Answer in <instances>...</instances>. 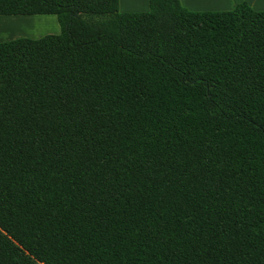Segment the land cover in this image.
<instances>
[{"label": "trees", "instance_id": "1", "mask_svg": "<svg viewBox=\"0 0 264 264\" xmlns=\"http://www.w3.org/2000/svg\"><path fill=\"white\" fill-rule=\"evenodd\" d=\"M0 264H264V10L0 0Z\"/></svg>", "mask_w": 264, "mask_h": 264}, {"label": "rangeland", "instance_id": "2", "mask_svg": "<svg viewBox=\"0 0 264 264\" xmlns=\"http://www.w3.org/2000/svg\"><path fill=\"white\" fill-rule=\"evenodd\" d=\"M60 32L61 27L54 14L0 15V41L18 37L39 38Z\"/></svg>", "mask_w": 264, "mask_h": 264}, {"label": "crops", "instance_id": "3", "mask_svg": "<svg viewBox=\"0 0 264 264\" xmlns=\"http://www.w3.org/2000/svg\"><path fill=\"white\" fill-rule=\"evenodd\" d=\"M246 1L254 9L264 10V0H181L190 10H231L238 3ZM149 9V0H120L121 11H145Z\"/></svg>", "mask_w": 264, "mask_h": 264}]
</instances>
